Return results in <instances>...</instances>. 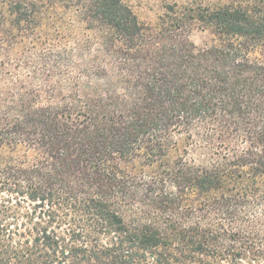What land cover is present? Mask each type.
Here are the masks:
<instances>
[{
	"label": "trees",
	"instance_id": "trees-1",
	"mask_svg": "<svg viewBox=\"0 0 264 264\" xmlns=\"http://www.w3.org/2000/svg\"><path fill=\"white\" fill-rule=\"evenodd\" d=\"M159 1L0 0V264H264V0Z\"/></svg>",
	"mask_w": 264,
	"mask_h": 264
},
{
	"label": "rangeland",
	"instance_id": "rangeland-1",
	"mask_svg": "<svg viewBox=\"0 0 264 264\" xmlns=\"http://www.w3.org/2000/svg\"><path fill=\"white\" fill-rule=\"evenodd\" d=\"M133 5V10L139 14L143 19L146 18H154L156 15L161 13L159 9V0H128ZM188 39L190 42H192L194 45L200 47V46H210L213 44V37L211 34H209L207 31L202 30H193L189 33ZM178 141L181 140L180 137L176 138ZM152 143L147 148H142L136 157H133V160L126 162L125 165H121L123 169H125L128 173H130L133 177L139 179L144 178L145 180L155 178L156 181L159 180L160 176L163 175L164 171H166V167H164V164L167 162V160H164L160 152L154 148L153 152L151 150V146L156 147V141L155 139H151ZM170 148V156H169V162L170 165L175 161L176 159V152L180 150V143L178 146ZM177 150V151H176ZM31 158V156H28ZM22 204L20 205L21 213L24 214L25 210L28 209V207ZM31 211L34 208V204L29 203ZM32 207V208H31ZM57 209V210H56ZM41 209L34 208V211L37 212H44L40 211ZM48 211L49 215H45L43 218L38 219L36 217L35 221L40 224V227H45L48 231L52 230L55 232L57 236H63V233L65 230L69 227V220L70 216L67 215V212L64 208V206L60 207H54L50 208ZM20 222H23L24 224L29 223L32 225L35 223L34 221H30L26 217L21 219ZM262 247L264 250V233L262 234Z\"/></svg>",
	"mask_w": 264,
	"mask_h": 264
}]
</instances>
